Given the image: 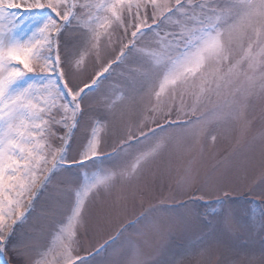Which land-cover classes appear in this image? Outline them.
Masks as SVG:
<instances>
[{"label": "snow or ice", "instance_id": "1", "mask_svg": "<svg viewBox=\"0 0 264 264\" xmlns=\"http://www.w3.org/2000/svg\"><path fill=\"white\" fill-rule=\"evenodd\" d=\"M257 102L264 114V0H0V264H174L151 242L195 221L189 250L243 236L264 256ZM233 132L231 151L205 155ZM173 157L187 159L165 195L151 169ZM254 164L255 207L238 215L230 174Z\"/></svg>", "mask_w": 264, "mask_h": 264}, {"label": "rangeland", "instance_id": "2", "mask_svg": "<svg viewBox=\"0 0 264 264\" xmlns=\"http://www.w3.org/2000/svg\"><path fill=\"white\" fill-rule=\"evenodd\" d=\"M89 69H91V63H89ZM121 86L120 76L114 75L109 80L104 81L101 86V93L105 91H110ZM249 119L252 122L251 131L248 136V143L253 145L256 153L258 155L259 147L262 142H264V114L261 111V105L257 102L255 107L249 112ZM236 133L233 132L230 136L221 133L220 137L213 147L211 144L206 145L205 155L208 152L213 153L215 158H220L224 155L225 151H231L235 146ZM110 150V149H109ZM185 158H175L173 157L170 162L163 161L158 162L152 166L151 172L154 173V179L157 185H159L160 190L167 195L169 190H174L177 188V182L183 174L185 168ZM210 162V161H208ZM262 169L258 164L249 165L246 169L242 171H234L230 174V179L240 185L241 195L235 196V203L233 205L234 210L238 215H242L249 210L250 207H255V205L250 204L251 201L256 199L255 194H248L245 192V185L259 184L261 179ZM148 178H153L149 174ZM259 188H257V193ZM181 200L187 199L186 197H180ZM207 199L212 200L214 197H208ZM167 204H171V201H167ZM161 200L159 196H152L146 198L142 206H137L135 213H140L153 206H160ZM200 211H211L212 205H206L202 202H197V204L192 205ZM132 215L129 214L127 219H131ZM124 219V218H120ZM117 223L119 220L116 221ZM37 224V227H41L35 220V218L30 221V224ZM114 227V225H113ZM204 225L200 221H195L187 231H179L171 236L166 241L154 240L151 242L150 251H156L157 247H161L165 250V255L161 256V259H169L174 261V264H264V256H261L260 245L257 242L249 250H245L241 245V240L244 239L243 236H238L235 243L238 245L233 250H223V249H209L208 251H201L196 249H188V241L198 234ZM26 230L31 231L32 229L26 226ZM112 229L109 228L108 231ZM106 238V233H102L98 239ZM94 243V242H92ZM92 243L87 244L86 247H91ZM82 256H86L88 253L86 251H81ZM8 257L13 260L15 264L14 254L9 252ZM5 258L0 256V261ZM105 257L97 256L95 264H103Z\"/></svg>", "mask_w": 264, "mask_h": 264}]
</instances>
